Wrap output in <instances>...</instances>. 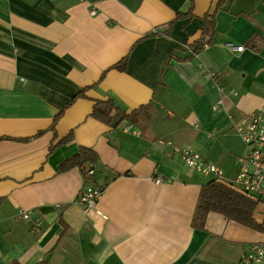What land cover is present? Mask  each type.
<instances>
[{
	"label": "crops",
	"instance_id": "0c3cea01",
	"mask_svg": "<svg viewBox=\"0 0 264 264\" xmlns=\"http://www.w3.org/2000/svg\"><path fill=\"white\" fill-rule=\"evenodd\" d=\"M221 1L0 0V264H243L264 243L259 207L262 231L216 213L191 227L213 178L174 152L231 181L246 153L235 125L264 111V0ZM97 101L114 126L92 116ZM81 148L97 156L104 218L76 202L81 170H60Z\"/></svg>",
	"mask_w": 264,
	"mask_h": 264
},
{
	"label": "built area",
	"instance_id": "2783aa9c",
	"mask_svg": "<svg viewBox=\"0 0 264 264\" xmlns=\"http://www.w3.org/2000/svg\"><path fill=\"white\" fill-rule=\"evenodd\" d=\"M95 15V11H91ZM243 47H238L241 52ZM220 102L216 103L219 106ZM215 106V107H216ZM235 132L245 147L246 153L243 157L236 159L238 172L231 181H225L221 170L210 163L205 162L197 153L190 149L174 148L181 160L191 171L212 177L216 183L239 193L253 203L254 208L259 207L264 215V111L249 114L244 120L235 125ZM86 176L90 179L93 176V169L87 170ZM85 183L77 197V204L85 214L95 211L97 215L104 216L97 211V203L102 197L103 188L94 185L85 179ZM155 184H160V177L154 178ZM31 213L20 212L21 220H29ZM243 264H264V243H254L243 253Z\"/></svg>",
	"mask_w": 264,
	"mask_h": 264
},
{
	"label": "trees",
	"instance_id": "16d2710c",
	"mask_svg": "<svg viewBox=\"0 0 264 264\" xmlns=\"http://www.w3.org/2000/svg\"><path fill=\"white\" fill-rule=\"evenodd\" d=\"M222 5V1L218 0L216 10L220 8ZM214 13L206 14L203 17L204 22V30L202 34H207L214 27ZM189 14H177L175 16V20L179 19L182 16H190ZM190 50L192 52L193 57L196 56L202 49V45L200 41L195 42L190 45ZM168 58H171V54ZM126 65V57L123 58L118 64L114 65L112 68L118 70H124ZM86 90H82L76 97H80L83 95V92ZM62 112V111H61ZM112 112H115L114 116L111 115ZM117 113V109L110 102H95L92 110V116L109 124L110 126H114L115 123L113 119ZM60 112L57 114L54 122L52 124V129L56 123V120L60 116ZM71 135L60 139L56 142V144L52 145L51 150L60 143L69 140ZM56 138V137H55ZM6 138H0L3 140ZM97 159V156L94 151L86 148H81L73 157L65 160L61 166V171H67L71 168H79L82 172V175L85 179L89 178L86 176L87 170L92 168V165ZM253 210L254 205L252 202L247 200L245 197L240 195L239 193L225 187L222 184L216 183L214 180L208 181L206 184L202 185L200 188V192L198 195L197 203L192 215L191 219V227L194 229H203L205 225V220L209 213H216L222 215L227 220L236 222L246 228L262 231L263 228L255 223L253 220ZM11 264H17L16 262H12ZM38 264H45L44 261L39 262Z\"/></svg>",
	"mask_w": 264,
	"mask_h": 264
}]
</instances>
